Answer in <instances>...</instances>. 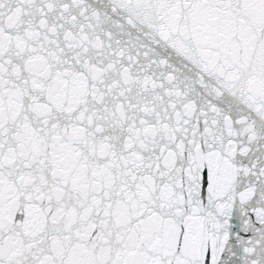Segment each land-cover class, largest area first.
<instances>
[{
  "label": "snow or ice",
  "instance_id": "obj_1",
  "mask_svg": "<svg viewBox=\"0 0 264 264\" xmlns=\"http://www.w3.org/2000/svg\"><path fill=\"white\" fill-rule=\"evenodd\" d=\"M0 264H264V0H0Z\"/></svg>",
  "mask_w": 264,
  "mask_h": 264
}]
</instances>
